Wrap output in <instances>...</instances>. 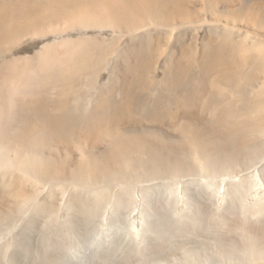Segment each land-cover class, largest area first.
Here are the masks:
<instances>
[{"label":"rangeland","instance_id":"1","mask_svg":"<svg viewBox=\"0 0 264 264\" xmlns=\"http://www.w3.org/2000/svg\"><path fill=\"white\" fill-rule=\"evenodd\" d=\"M132 1H136L147 12H157L151 5L153 0H0V34L4 36H0L1 92L9 89L10 94H13V89L17 87L12 89L11 83H15L18 88L27 86L26 91L29 92L23 104L19 103L21 94H15L12 104L10 101L5 102L7 107L17 113L16 120L24 118L25 110L22 108L26 105H31L29 116L32 121L28 124L35 125L43 124L44 112L55 113L63 110L70 113L73 106L83 105L86 97L92 99L93 104L89 108L96 126L90 128L91 131L75 135L77 145L62 139L49 143L45 149L47 155H52L53 169L67 171L79 160L80 149L83 147L92 149L94 158L90 162L107 163L118 161L120 148L124 149L126 143L134 142L140 145L141 140L150 142L157 135L176 140L181 136V128L190 126L195 130L203 124H212L207 122L211 116L206 109L208 103L212 104L213 96L220 98V92H216L219 87L224 89L230 82L233 87L232 98L238 101L239 97L234 92L235 82L243 85L255 66L258 68L255 72L257 77L264 79L261 67L264 62V40L253 32H260L264 28V0H207L217 4L215 6H211L206 0H163L159 9L166 10V17H155L159 20L177 21L173 30L169 31L166 27L141 29L133 41L129 36L123 35L117 43V29L103 23L110 19H123L124 15L131 11ZM227 5L231 9L224 11V6ZM125 7L128 8L126 11ZM218 8L224 11V15L243 21L241 23L244 25L250 24L253 30L226 29L224 25L205 24L206 27H201L204 17L208 15L211 19ZM30 9L35 13L29 12ZM186 20H192L189 22L193 25H181ZM5 25L11 26V29ZM5 30L7 33H4ZM232 31L236 33L233 34ZM78 46L89 54L81 55L79 50H75L78 54L74 56L71 50ZM100 48H107L106 53L110 54L98 57ZM79 58L80 61H77ZM99 62L103 64L99 65ZM201 69L204 72H201ZM216 75L220 83L213 85ZM200 77L204 79V83ZM176 78L182 79V83L169 91L167 87L171 86L172 79ZM5 93L7 94V91ZM131 95L137 98L133 99ZM144 103L155 108L156 119L140 112ZM205 130L206 127L203 126L200 132ZM219 130L217 128L212 137L216 136ZM228 134L227 129H223L221 136L217 137L224 138ZM250 139L251 137H242L233 143L238 147L251 145L255 138L251 141ZM112 142L114 144H111ZM169 144L173 143L169 141ZM164 190V187L158 188L163 202ZM20 191L29 192L30 188L13 184L7 190L3 185L0 186L1 219L8 218L4 223H13V233L3 238L0 246L7 240L15 239V245H12L9 253L17 264H97V248H101V254L113 252L116 245L111 246L110 243L124 238V233L119 232L120 225L116 223L114 227L109 225V230L107 226V232H92L97 225V222H94L98 220L97 217L74 214L65 206L59 211L57 225L46 224L49 217L48 212L44 210L43 213L36 214L35 210L31 209L33 212L26 215L6 217L14 210L16 196ZM250 193L245 202L249 206L257 200V193L253 189ZM67 197L68 195L64 199L65 202ZM258 197L264 198L263 190ZM183 206L184 202H181L179 209L182 210ZM218 207V210L221 209L217 211L220 214L224 208L222 199L218 201ZM137 211L139 212L133 211L130 217L139 215ZM167 214V217H171L172 212L168 211ZM118 216L121 221L126 219V216ZM119 218L115 217L116 221ZM65 221L69 223L65 224ZM92 221L94 224L90 223ZM261 223L260 221L258 224ZM68 236L74 242L69 243ZM112 237L115 238L113 241ZM47 238L54 241L48 254L50 261H37V253L45 255ZM103 245H107L108 249Z\"/></svg>","mask_w":264,"mask_h":264},{"label":"bare ground","instance_id":"2","mask_svg":"<svg viewBox=\"0 0 264 264\" xmlns=\"http://www.w3.org/2000/svg\"><path fill=\"white\" fill-rule=\"evenodd\" d=\"M153 1L152 8L157 12H147L136 1H132L131 11L123 19H110L103 23L117 29V43L123 35L133 41L141 29L166 27L171 31L175 28L177 21L155 17H166V10L159 9L163 0ZM209 1L211 6L217 5ZM224 7V11L231 9L229 5ZM127 9L125 7L124 11ZM223 10L218 8L211 19L205 16L201 27L224 25L226 29L253 30L250 24L244 25L241 23L243 21L224 15ZM189 21L192 22L186 20L181 25H193ZM253 32L264 40V28L260 32ZM231 33L235 34L236 31ZM5 39L8 40L7 37ZM73 49L74 56L78 54L75 50H79L81 55L86 53L81 46ZM107 51V48L98 49V57L109 55ZM261 65L264 72V62ZM257 70V66L253 67V73L243 85L234 83L238 101L232 98L233 87L230 82L224 89L219 87L216 92H220V98L217 99L215 92L212 104L208 103L206 109L211 116L207 122L212 124H203L205 131L200 132L203 126L195 130L187 126L180 129L181 136L176 140L157 135L150 142L141 140L140 145L126 143L124 149L120 148L118 161L115 162H90L94 158L92 149L83 147L79 160L67 171L53 169L52 155H47L45 149L49 143L62 139L77 145L75 135L91 131L90 128L96 126L89 108L93 104L92 99L86 97L85 103L73 106L70 113L61 109V112H44L43 124L29 125L28 122L32 121L29 116L31 105L22 108L25 112L24 118L20 120H16L17 113L5 105L7 101L13 103L15 94H21L19 103L23 104L29 93L26 91L27 86L18 88L15 83H11L12 89L17 87L13 89V94H10L9 89L6 90L7 94L6 91L1 92L0 87V186L3 185L7 190L13 184L30 188L29 192L18 193L14 210L6 217L26 215L33 212L31 209L36 214L44 210L49 217L46 224L53 225L58 221L61 207L65 206L74 214L97 217L98 220L94 221L97 225L92 229L96 234L98 230L100 234L107 232L111 224L113 227L115 223L119 224V232L124 233L123 240L113 241L115 238L112 237L113 244L110 245H116L113 252L101 254V248H97V264H264V198L258 197L264 191V79L257 77ZM201 72L204 70L201 69ZM199 79L205 82L202 77ZM214 81L213 85L220 83L218 75ZM181 83L182 79H172L167 89L174 90ZM140 112L151 119L157 118L155 108L147 103L141 105ZM217 128L220 130L212 137ZM223 129H227L229 134L224 138L217 137L221 136ZM242 137H251L250 141L255 139L251 145L238 147L233 143ZM169 141L173 144H169ZM98 166L101 167L95 169ZM155 187L165 188L164 202ZM252 189L257 193V200L249 206L245 202ZM66 195L68 199L65 202ZM220 199L224 208L219 214ZM181 202H184L182 210L179 209ZM135 210H139V215L130 217ZM168 211L172 212L171 217H167ZM118 215L126 216V219L121 221ZM115 217L119 220L116 221ZM7 219H1L0 216V241L8 237L13 229V223H4ZM260 221L262 223L259 225ZM67 238L72 243L70 236ZM13 244L15 239H10L0 246V264H17L9 253ZM53 244L52 238H47L45 255L37 253L36 260L50 261L48 254ZM107 245L103 246L108 249Z\"/></svg>","mask_w":264,"mask_h":264}]
</instances>
